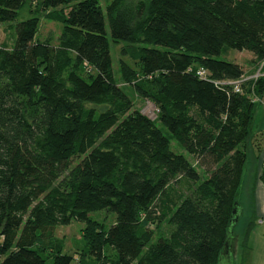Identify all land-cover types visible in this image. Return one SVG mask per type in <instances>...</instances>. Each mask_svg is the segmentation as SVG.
<instances>
[{"label": "trees", "instance_id": "obj_1", "mask_svg": "<svg viewBox=\"0 0 264 264\" xmlns=\"http://www.w3.org/2000/svg\"><path fill=\"white\" fill-rule=\"evenodd\" d=\"M25 3L0 0L13 33L0 42V264H217L264 95V74L237 91L225 81L243 67L217 56L264 60V0H40L16 22ZM40 15L63 24L57 45L38 37ZM110 38L155 119L117 82ZM99 209L116 213L109 228ZM73 219L86 223L79 256L53 237Z\"/></svg>", "mask_w": 264, "mask_h": 264}, {"label": "rangeland", "instance_id": "obj_2", "mask_svg": "<svg viewBox=\"0 0 264 264\" xmlns=\"http://www.w3.org/2000/svg\"><path fill=\"white\" fill-rule=\"evenodd\" d=\"M40 0H26L25 5L19 10V15L16 20L22 21L32 16L31 10L40 11ZM102 5L105 6L106 0H101ZM41 23H40V30L38 37L42 40L49 38L52 42V44L57 45L59 36L61 35L63 24L58 21H53L49 19H45L42 15H40ZM107 29L109 30V26L107 23ZM0 42L5 43L7 46H12L13 44V33L9 27L8 24H0ZM110 45H111V56H112V62H113V69L115 73V77L117 79V82L124 87V89L127 91L128 95L132 98L134 101L135 108H138L141 110L142 113L147 115L150 119H155L157 117L158 109L156 106L149 100L141 98L135 94L133 89L125 84L122 78V62L121 60H125L129 65L132 67H135V63L133 60H131L128 56H124L121 53V48L126 45L125 41L122 42H113L110 38ZM254 54L249 50H238L233 49L230 47H225L222 51V53L217 56V58L234 62L239 65H241L244 69V72L247 74L250 69H252L255 66V62H258L257 60L254 62L253 60ZM259 63V62H258ZM262 65V68H261ZM264 64L260 62L258 64L257 70L254 74H257L260 72V74H264L263 71ZM261 68V70H260ZM260 70V71H259ZM159 127H161L164 131V133L167 136H171L169 130L164 127L162 124H158ZM261 125H264V95L261 99L257 100L256 104V111H255V119H254V125H253V134L254 138L261 136L262 131H264V126L262 128ZM256 139H254L255 144ZM171 149L178 153H183L184 155H187L190 157L189 154L175 141L171 140ZM255 147V146H254ZM255 153V152H254ZM191 158V157H190ZM90 216L94 218L95 220H98L99 222L103 223L106 228H109L116 219V213L112 210L108 209H99L90 212ZM85 222L73 219L69 224H60L57 225L54 228L53 231V237L62 240L63 246H64V252H72L75 254V256H79V249L83 247L84 242L82 239V233L83 228L85 227ZM157 223L151 224L152 228H155ZM168 226L162 222L161 223V230L162 232H168ZM106 252L107 254L110 253H116L114 249H112L109 245L106 246ZM241 255H238L236 257V264H241ZM90 264H93L91 262Z\"/></svg>", "mask_w": 264, "mask_h": 264}, {"label": "crops", "instance_id": "obj_3", "mask_svg": "<svg viewBox=\"0 0 264 264\" xmlns=\"http://www.w3.org/2000/svg\"><path fill=\"white\" fill-rule=\"evenodd\" d=\"M258 64L255 62V66L245 75H253ZM253 133L249 144V161L239 193L240 213L233 227L231 251L235 264L238 255L242 257L241 264H264V131L260 138H254ZM249 224L251 229L246 235Z\"/></svg>", "mask_w": 264, "mask_h": 264}, {"label": "water", "instance_id": "obj_4", "mask_svg": "<svg viewBox=\"0 0 264 264\" xmlns=\"http://www.w3.org/2000/svg\"><path fill=\"white\" fill-rule=\"evenodd\" d=\"M236 213H237V209L234 210L233 215H235ZM239 213H240V210H239ZM232 241H233V234H232V230L230 229V231L228 232V236L225 241L224 247L219 254L217 264H235L233 254L231 251Z\"/></svg>", "mask_w": 264, "mask_h": 264}, {"label": "built area", "instance_id": "obj_5", "mask_svg": "<svg viewBox=\"0 0 264 264\" xmlns=\"http://www.w3.org/2000/svg\"><path fill=\"white\" fill-rule=\"evenodd\" d=\"M262 64H264V60L262 61ZM261 68H262V65H261ZM261 68H260V70H261ZM190 70H191V68H190ZM197 74L200 77H206L207 74H208V71L204 67H199L198 70H197ZM259 75H260V72H258L257 74L250 75V76H244V77L240 78L239 80H228V81H225V83L234 84L235 89L237 91H241L242 90L241 89V84L244 81H246L248 79H251V78H257Z\"/></svg>", "mask_w": 264, "mask_h": 264}]
</instances>
